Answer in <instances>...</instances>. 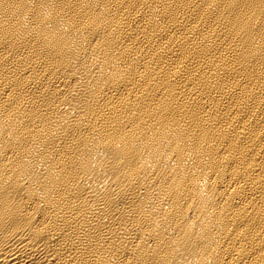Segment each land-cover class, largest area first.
<instances>
[{"label":"bare ground","instance_id":"6f19581e","mask_svg":"<svg viewBox=\"0 0 264 264\" xmlns=\"http://www.w3.org/2000/svg\"><path fill=\"white\" fill-rule=\"evenodd\" d=\"M0 264H264V0H0Z\"/></svg>","mask_w":264,"mask_h":264}]
</instances>
